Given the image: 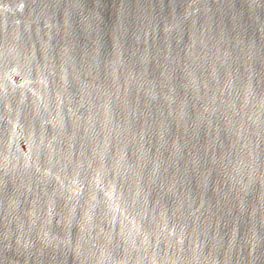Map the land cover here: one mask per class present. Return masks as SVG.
Returning a JSON list of instances; mask_svg holds the SVG:
<instances>
[{
  "label": "water",
  "instance_id": "95a60500",
  "mask_svg": "<svg viewBox=\"0 0 264 264\" xmlns=\"http://www.w3.org/2000/svg\"><path fill=\"white\" fill-rule=\"evenodd\" d=\"M0 264H264V0H0Z\"/></svg>",
  "mask_w": 264,
  "mask_h": 264
}]
</instances>
